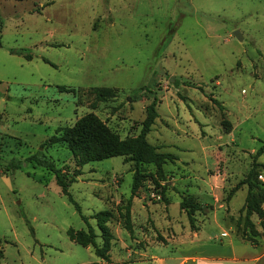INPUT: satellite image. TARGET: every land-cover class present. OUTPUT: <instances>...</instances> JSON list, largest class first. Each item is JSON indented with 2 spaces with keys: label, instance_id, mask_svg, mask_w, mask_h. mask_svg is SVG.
<instances>
[{
  "label": "rangeland",
  "instance_id": "1",
  "mask_svg": "<svg viewBox=\"0 0 264 264\" xmlns=\"http://www.w3.org/2000/svg\"><path fill=\"white\" fill-rule=\"evenodd\" d=\"M95 87L116 95L96 100ZM154 98L146 139L176 159L162 177L142 164L132 235L122 216L135 167L123 156L77 166L66 146L48 149L57 166L81 171L68 188L80 211L44 168L6 170L88 112L134 137ZM252 167L264 185V0H0V264H179L184 254L226 255L229 242L242 259L227 264H264V232L255 246L234 233L246 184L228 196ZM187 195L201 206L197 235L179 205ZM102 210L113 213L109 260L67 234H99L92 216Z\"/></svg>",
  "mask_w": 264,
  "mask_h": 264
},
{
  "label": "trees",
  "instance_id": "2",
  "mask_svg": "<svg viewBox=\"0 0 264 264\" xmlns=\"http://www.w3.org/2000/svg\"><path fill=\"white\" fill-rule=\"evenodd\" d=\"M12 53L21 54L22 50H11ZM26 59H31V54L24 55ZM59 90L73 92L74 89L66 88L64 86L58 87ZM96 100H106L116 95V90L110 87H95L92 89ZM139 93L137 92L135 96ZM213 101L217 102L213 99ZM155 98L149 105L146 106V114L141 122L139 133L134 137L121 138L119 134L113 131L104 121H102L93 112H88L78 117L72 125L56 128L55 132L45 139L39 148L27 155L24 158H12L6 165V170L9 168L19 169L26 165L40 166L54 175L56 184L60 187L63 194L68 196L69 201L74 203L76 209L80 211V206L72 198L68 188L72 182L76 180V176L81 174L77 168L73 172H69L67 165L57 166L55 161L46 152L55 145L66 146L77 166H82L90 161L102 160L109 157L123 156L124 161H131L134 164V171L132 174L130 197L126 200L124 206V213L122 216L123 227L132 235L133 226L131 221V199L136 195L139 188L142 186L145 175L142 173V164L152 163L156 167V175L163 176L162 165L166 161L176 159L175 155L169 152H159L156 147L150 144L146 135L150 131L154 119L157 117L155 108ZM263 151L260 147L255 155L259 156ZM254 170L252 167L247 176L240 180L230 191V196L241 185L246 184L247 192L244 204L241 211H244V228L241 236L249 240L253 244H257L256 237L264 232V185L259 181L255 182L251 178ZM154 182L158 183L156 179ZM164 196L163 194H161ZM165 198V197H163ZM180 208L187 214L190 228L195 230V212L200 211L201 206L193 199L192 196H182L179 202ZM255 214L260 219V226L262 232L258 231L251 220V216ZM99 228V234L95 233L93 228L89 227L86 231L83 229L69 228L67 230L68 237L75 243L86 247H93L94 253L104 259L109 260V250L111 248V241L114 239L113 234L107 226L108 220L113 218V213L110 210H102L96 212L93 216ZM248 228V231H246ZM100 237L101 244L96 242V238ZM2 250L0 249V259L2 258Z\"/></svg>",
  "mask_w": 264,
  "mask_h": 264
},
{
  "label": "crops",
  "instance_id": "3",
  "mask_svg": "<svg viewBox=\"0 0 264 264\" xmlns=\"http://www.w3.org/2000/svg\"><path fill=\"white\" fill-rule=\"evenodd\" d=\"M230 228L232 229L233 231V225L230 224ZM199 229V226L197 227L196 226V229L193 230L194 231V235H197V230ZM258 230V229H257ZM234 232V231H233ZM236 236L244 239L241 234H237L236 232H234ZM221 235L222 236H226L227 233L225 231H222L221 232ZM258 237V236H257ZM256 237V239H257ZM247 240V239H245ZM249 241V240H247ZM250 242V241H249ZM257 242H258V239H257ZM252 245H256V244H253L251 243ZM220 246H223V245H220ZM229 252L228 254L226 255H218V254H212V255H209V256H205V255H190V254H184L183 256L181 257H177L176 259H179V264H185L187 263L188 261H191L193 262L194 264L197 263V262H207L206 264H227V261H231V262H237L239 261L240 257L237 256L236 254V250L233 246V244H231V242H229ZM151 259H152V262H158L159 264H164L165 263V259L164 258H156L154 256H151ZM255 259V257H254Z\"/></svg>",
  "mask_w": 264,
  "mask_h": 264
},
{
  "label": "water",
  "instance_id": "4",
  "mask_svg": "<svg viewBox=\"0 0 264 264\" xmlns=\"http://www.w3.org/2000/svg\"><path fill=\"white\" fill-rule=\"evenodd\" d=\"M233 35L236 37V38H238V39H241V35H240V33H239V31H234L233 32Z\"/></svg>",
  "mask_w": 264,
  "mask_h": 264
},
{
  "label": "built area",
  "instance_id": "5",
  "mask_svg": "<svg viewBox=\"0 0 264 264\" xmlns=\"http://www.w3.org/2000/svg\"><path fill=\"white\" fill-rule=\"evenodd\" d=\"M259 178H260L262 181H264V177H263L262 174L259 175ZM262 208L264 209V205L262 206Z\"/></svg>",
  "mask_w": 264,
  "mask_h": 264
}]
</instances>
